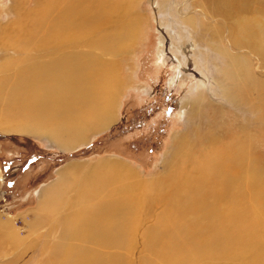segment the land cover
Returning <instances> with one entry per match:
<instances>
[{"label":"bare ground","instance_id":"bare-ground-1","mask_svg":"<svg viewBox=\"0 0 264 264\" xmlns=\"http://www.w3.org/2000/svg\"><path fill=\"white\" fill-rule=\"evenodd\" d=\"M25 1L13 0L16 18L0 26V127L71 147L86 131L103 130L113 121L122 83L114 58L140 38L137 0H35L24 8ZM208 37L209 29L202 39ZM186 39L180 34L171 44L177 61L198 48L191 41L181 51ZM229 54H222L228 61L217 83L215 74L208 77L215 68L209 53L195 51L196 58L189 59L203 77L188 113H204L207 126L219 112L206 89L235 100L248 88L245 64ZM220 79L224 90L217 86ZM195 135L196 144L182 143L176 153L182 174L168 171V181L144 186L125 165L102 162L79 184L76 198L57 195L66 233L44 264H214L223 257L231 258L225 264L241 262L238 258L264 264V174L253 164L254 138L245 127L226 145L215 143L213 131ZM196 151L202 155L194 157ZM158 196L167 198H158L165 204L157 210ZM44 204L43 199L40 207ZM9 223L0 229L11 228L10 239H19ZM39 224L35 219L30 229Z\"/></svg>","mask_w":264,"mask_h":264},{"label":"rangeland","instance_id":"rangeland-1","mask_svg":"<svg viewBox=\"0 0 264 264\" xmlns=\"http://www.w3.org/2000/svg\"><path fill=\"white\" fill-rule=\"evenodd\" d=\"M34 1L26 0L23 7L34 5ZM12 5L13 0H0V26L16 18ZM133 12L142 16L140 38L114 58L122 83L112 106L113 121L105 129L88 130L67 147L51 137L3 131L0 127V227L10 222L20 239H10L13 230L9 227L0 229V264H44L66 233L57 195L76 198L79 184L93 168L94 172L100 170L96 168L102 162L125 165L144 186L168 181L167 172L171 170L182 174L176 153L182 143L184 148L196 144L195 130L208 135L213 131L215 143L226 145L240 127H245L256 144L253 164L264 174V0H137ZM207 29L208 42L202 39ZM180 34L187 37L181 51L189 48L191 41L198 48L192 47L188 58L177 61L170 49ZM195 51L207 52L215 59V68L208 77L215 74L216 83L223 77L228 61L223 53L234 55L246 66L243 79L248 88L243 93L241 90L239 99L229 94L215 96L211 94L214 87L206 89V97L219 112L213 126L206 125L210 119L204 113H188V101L197 94L203 77L189 61L196 58ZM35 53L28 52L31 56ZM228 81L234 86L233 79ZM239 83L235 82L238 88ZM217 86L225 89L221 79ZM201 155L196 151L193 156ZM168 185L169 182L164 188ZM159 192L154 189L153 194ZM158 198L167 197L153 199L157 210L165 204ZM43 199L45 204L40 207ZM35 219L41 224L30 229ZM224 258L214 264L231 261ZM238 259L241 262L233 264H250Z\"/></svg>","mask_w":264,"mask_h":264}]
</instances>
